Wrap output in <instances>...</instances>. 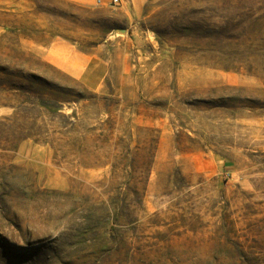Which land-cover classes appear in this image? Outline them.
I'll use <instances>...</instances> for the list:
<instances>
[{"label": "rangeland", "instance_id": "1", "mask_svg": "<svg viewBox=\"0 0 264 264\" xmlns=\"http://www.w3.org/2000/svg\"><path fill=\"white\" fill-rule=\"evenodd\" d=\"M0 0V264H264V0Z\"/></svg>", "mask_w": 264, "mask_h": 264}, {"label": "built area", "instance_id": "2", "mask_svg": "<svg viewBox=\"0 0 264 264\" xmlns=\"http://www.w3.org/2000/svg\"><path fill=\"white\" fill-rule=\"evenodd\" d=\"M102 2H103L102 0H98V3H102ZM120 2H122V0H109V3L114 5H117Z\"/></svg>", "mask_w": 264, "mask_h": 264}]
</instances>
